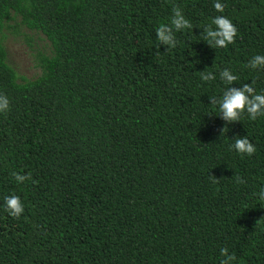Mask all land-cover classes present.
<instances>
[{"label":"trees","instance_id":"16d2710c","mask_svg":"<svg viewBox=\"0 0 264 264\" xmlns=\"http://www.w3.org/2000/svg\"><path fill=\"white\" fill-rule=\"evenodd\" d=\"M174 7L193 28L171 47L156 30ZM217 16L237 28L225 48L205 39ZM16 18L51 49L31 80L6 62ZM256 55L264 0H0V264H221L222 248L264 264V116L229 123L212 104L264 94ZM245 136L252 156L232 148Z\"/></svg>","mask_w":264,"mask_h":264},{"label":"clouds","instance_id":"9594fccd","mask_svg":"<svg viewBox=\"0 0 264 264\" xmlns=\"http://www.w3.org/2000/svg\"><path fill=\"white\" fill-rule=\"evenodd\" d=\"M215 9L218 12H223L225 5L216 2L214 4ZM173 17L171 19V26L162 25L157 28L156 34L157 39L161 44L168 45L171 47L176 46V39L174 35L175 31H181L182 29H192L193 25L187 20L182 11L178 7L172 9ZM212 24L215 25V29L209 27L205 29V39L210 43L214 44L216 47L225 48L229 44L235 43V38L237 36V28L225 16H217L212 20ZM214 42V43H213ZM257 65H264V57L256 55L254 60L251 62V66L254 68ZM201 78L205 81H211L215 79V76L212 73L205 75L201 74ZM220 78L226 83H232L236 81L238 77L231 74L227 69L223 70L220 73ZM254 92V89L249 85L245 84L244 87L240 90L230 89L225 92L222 100L219 102L213 99L214 105L219 104V111L222 113V118L229 123L239 121L242 118V115L247 112L251 120H256L259 116H264V94H255L253 98H249V95ZM9 109V101L6 96L0 95V113H5ZM232 148L241 155L252 156L256 152L255 145L245 136L235 139ZM15 179L17 182L22 181L24 177L16 175ZM239 182H243L239 177H237ZM259 196L264 200V190H261ZM6 203V211L14 218H19L20 215L24 212V205L19 196L11 195L4 198ZM221 255L227 257L223 259L221 264H232L236 260L235 254L228 255V249L222 248Z\"/></svg>","mask_w":264,"mask_h":264},{"label":"rangeland","instance_id":"374dc122","mask_svg":"<svg viewBox=\"0 0 264 264\" xmlns=\"http://www.w3.org/2000/svg\"><path fill=\"white\" fill-rule=\"evenodd\" d=\"M3 30V46L6 62L19 76L31 80L38 76V57L49 56L51 49L39 32L29 30L18 23V18L8 22Z\"/></svg>","mask_w":264,"mask_h":264}]
</instances>
